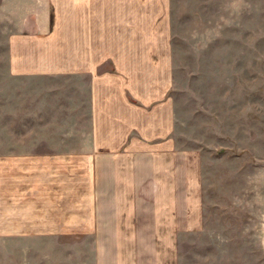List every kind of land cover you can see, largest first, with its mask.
Here are the masks:
<instances>
[{
    "label": "crops",
    "instance_id": "crops-1",
    "mask_svg": "<svg viewBox=\"0 0 264 264\" xmlns=\"http://www.w3.org/2000/svg\"><path fill=\"white\" fill-rule=\"evenodd\" d=\"M167 12L168 0H0L8 75L79 76L85 125L78 149L0 159L1 235L91 237L96 264H177L173 237L199 229L200 197L174 164Z\"/></svg>",
    "mask_w": 264,
    "mask_h": 264
},
{
    "label": "rangeland",
    "instance_id": "rangeland-1",
    "mask_svg": "<svg viewBox=\"0 0 264 264\" xmlns=\"http://www.w3.org/2000/svg\"><path fill=\"white\" fill-rule=\"evenodd\" d=\"M167 16L174 164L200 197L199 229L173 237L177 264H264V0H168ZM2 32L0 159L78 149L80 77L8 75ZM91 241L0 234V264H96Z\"/></svg>",
    "mask_w": 264,
    "mask_h": 264
}]
</instances>
